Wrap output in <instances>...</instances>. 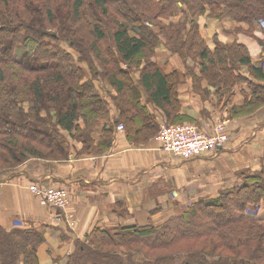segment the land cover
<instances>
[{"label":"trees","instance_id":"16d2710c","mask_svg":"<svg viewBox=\"0 0 264 264\" xmlns=\"http://www.w3.org/2000/svg\"><path fill=\"white\" fill-rule=\"evenodd\" d=\"M183 2L193 4L194 15L217 9L219 16L226 13L249 26H235L238 37L231 43L214 38L211 50L195 19L173 21ZM262 18L264 0H0V171L29 158H68L64 131L71 137L85 134L91 141L85 151L98 154L109 148L113 127L103 121L105 101L77 65L81 60L93 64L91 52L105 65L93 76L106 78L116 90L119 122H125L133 143L143 145L159 128L141 89L166 123L190 119L181 110L178 73L168 74L149 60L141 65L144 53L160 43L155 28L165 32L173 52L196 55L201 74L194 75L195 89L209 94L200 86L205 79L222 96L240 80L238 63L251 67L247 37ZM63 40L79 52L78 58ZM134 62L141 65L138 81L131 69L121 67ZM253 70L264 78L261 67ZM262 103L264 95L249 96L232 113L251 114ZM94 131L101 135L98 143L90 136ZM241 178L240 184L192 201L182 215L161 224L95 226L85 240L74 242L64 264H264V217L248 213L249 205L264 202V166ZM45 240L42 229L0 227V264H39Z\"/></svg>","mask_w":264,"mask_h":264},{"label":"crops","instance_id":"0c3cea01","mask_svg":"<svg viewBox=\"0 0 264 264\" xmlns=\"http://www.w3.org/2000/svg\"><path fill=\"white\" fill-rule=\"evenodd\" d=\"M212 25L203 28V34L211 38L210 42L214 36L225 44L237 39L236 33H228L230 25ZM247 38L250 40L246 45L252 59L251 67L238 63V68L244 75L253 77L257 84L264 85V78L253 70L255 66L263 67L264 71V57L258 49L257 53L251 49L255 39L249 35ZM189 65L188 61L173 58L165 68L166 73L176 71L181 78L178 98L182 113H200L210 120L224 121L231 135L225 146L184 160L161 149L156 136L147 144L133 143L125 131L117 129L121 123L118 119L120 110L114 100L117 92L106 85V90L97 89L106 104L103 121L113 127L108 149L98 154L82 152V144L75 139L66 159L30 158L11 174L3 173L0 178V225L6 229L44 230L46 240L39 248V264H64L74 242L85 240V235L95 226L116 229L125 224L149 221L161 224L172 216L182 215L192 201L215 197L222 189L240 184L242 176L238 173L248 171L251 157L261 152L251 148L250 142L255 140L264 145V105L250 115L231 116L232 107L242 105L249 97L247 94L251 96L250 86L243 89L235 84L219 96L215 87L208 86L203 79L200 86L209 89V94L205 95L195 89L194 77L185 67ZM138 78L139 74L135 81ZM140 93L145 97L143 89ZM143 104L151 114L158 115L159 122L162 121L161 109L146 100ZM64 134L70 142L73 137L67 131ZM90 136L95 143L101 140L98 131ZM223 161L230 166L235 163L238 176L226 175ZM34 183L66 189L71 200L68 209L75 214V226L70 227L64 218L57 219L64 214L60 209L40 203L39 197L29 189ZM250 209L255 211L253 205H249L248 211Z\"/></svg>","mask_w":264,"mask_h":264},{"label":"rangeland","instance_id":"374dc122","mask_svg":"<svg viewBox=\"0 0 264 264\" xmlns=\"http://www.w3.org/2000/svg\"><path fill=\"white\" fill-rule=\"evenodd\" d=\"M179 6H182V7L179 9V12L176 14V16L174 17L173 21L175 23H177L179 21H184L185 19H187L188 21H190L192 19H195L200 24V27H199L200 28V33L202 34L203 38H205V43L207 44V47L210 48L211 50L214 49L215 44H214L213 40L210 42L211 38L208 39L203 34L204 26H206L205 28L207 29L209 24H210V26L213 24L212 26H215V27H216V25L219 26V27L220 26H225L226 27V26L230 25L228 27L229 28V30H228L229 34H231V32H234L233 29H235L234 28L235 26H242V25L249 26V24H247V23H238L237 21H235L233 19V17H231L230 15H228L226 13L221 14L219 16V11L217 9L216 10H214V9L212 10L211 8H207L206 14L203 15V16L202 15L199 16L198 14H195V15L192 14V12H195V9H196L193 6L192 3L183 2L182 4H179ZM57 16H59V15H57ZM166 23L167 24L170 23L169 19L166 21ZM190 27H191V24L188 23L187 27L184 28L183 32H186ZM253 27L254 28H253V32H252V37L255 40H253L254 44L251 45V49L254 48V51H256V53H257V49H258L260 51V55H262L261 57H264V18L261 19V22L259 24L253 25ZM51 28H54V27H51ZM155 30H156L157 34L159 35V37L161 39L160 43L159 44H153L152 50L151 49L147 50L144 53V55H143L144 57H143V60H142L143 62H142L141 65L144 64V61H148L149 60V61L154 62L157 65H159L165 71V68L168 66V61L169 60H171L173 58L174 59L175 58L176 59H182L183 61H188L190 63L189 66H185L187 68V72L189 74H192L193 77H194V75H198L199 76L201 74V70H200V66H199L198 61H196L197 59L194 58V57H196V55H193L191 53H186L185 56H181L179 53L173 52L169 48V46L166 44L165 34H164L165 32L161 28H159V29L155 28ZM225 31H226V29L224 30V32ZM256 32H258L259 35H257ZM232 35H235V32ZM214 38L217 39L218 42H222L223 41L221 38H219L217 36H214ZM61 43L76 58H78V56H80L79 52L75 48H73L71 45H69L68 41L63 40ZM100 45H101L102 48H104L106 44H105V42L100 41ZM84 47H87L89 49L91 48L89 43H86V42L84 43ZM17 52H18L19 57H21V55L23 54V51L18 50ZM90 56H91V59L93 61V64H91L87 60H81V61H77V65L80 66L84 70V72L86 73V77L87 78L92 79L96 89L98 88V89H101V90H106L108 87L111 86L107 82L108 80L106 78H103L101 75H98V76L94 77L95 74L93 72V70H96V69H98V71H102V68H104L105 65L99 59H97L95 57L94 53L91 52ZM141 65L137 68V65L134 62L130 66H128L126 64H122L121 67H123L126 70L131 69V74L135 78V76H137L140 73L139 68L141 67ZM261 65H262V63H261ZM235 73H236V75H239V77H240L239 82H237L236 84L240 85L243 89L245 87L250 86L251 97L252 96L255 97V95H259V96L260 95L261 96L264 95V85H262L260 83L257 84L256 80L253 77L244 75V73H242L241 69H239L238 66L235 67ZM137 80L138 79H136V81ZM248 82H249V84H248ZM180 83L181 82L179 81L178 85H177V88L179 87ZM106 85H108L107 88H106ZM144 95H145V97L142 94L143 100H146L147 99V95L146 94H144ZM247 96H250V95L247 94ZM263 105L264 104L262 103V105H260L259 107H261ZM258 108H256V110ZM236 115L237 114L233 115L232 109H231V116L234 117ZM248 115H250V114H248ZM153 116H154V114H153ZM155 116H154V120L157 123V126H158V128L160 130L161 126L164 123H166L165 116H164V114H162L163 119L161 118L162 119L161 122H159V120H158V115H155ZM188 116L190 117V119H184L183 121H181L179 123H189V122L190 123H196V124L200 125L201 127H206L208 129H212V127L215 124H217L219 122H224L221 119L220 120H210L211 118L210 119L209 118H205L204 116L200 115V113L199 114H195V115L188 114ZM121 124L124 125V129L122 131H125L127 133V131H126L127 127H126L125 122L121 121ZM75 139L82 144V147H81L82 152L86 150V146H88L89 143L91 142V141L88 140V137H86V135L83 134L82 132L77 133L76 135H74L73 138L71 139V141L69 142V144L71 145L72 140H75ZM82 141L84 142V144L82 143ZM250 145H251L250 146L251 148L256 149V150L259 149L261 152L259 154H255V157H251V159H250V163H251L250 169L248 168L249 170L245 169V170H248V171H242V172L238 173L239 177L240 176H245V175H248V174H254V173H256V171L260 170L264 166V163L260 164L261 162L264 161V145H259V142L255 141V140H252L250 142ZM91 148H92V145H91ZM251 161H253V164H252ZM254 161H256V162H254ZM223 164H224L223 165V169H225L226 175L238 176L237 172H236L237 171L236 170L237 165L235 163H234V165L230 166L225 161H223ZM14 170H16V167L8 169V170H6V172H5V170H3V172L1 170L0 171V178L1 179L3 178V173H5V175H9ZM240 179L242 180L241 177H240ZM235 181L237 182L236 179H235ZM29 189H30V185H29ZM251 205H253V209L255 211L250 209V211H248L249 214L254 215L253 217H256V216H263L264 217V202L263 203H259V204H251ZM0 227L2 228L3 226L0 225ZM4 228H5V226H4Z\"/></svg>","mask_w":264,"mask_h":264},{"label":"built area","instance_id":"2783aa9c","mask_svg":"<svg viewBox=\"0 0 264 264\" xmlns=\"http://www.w3.org/2000/svg\"><path fill=\"white\" fill-rule=\"evenodd\" d=\"M117 129L122 131L124 125L119 123ZM230 138L231 135L225 122L215 124L212 129L190 122L164 123L156 135V140L159 142L161 149L184 160L216 151L225 146L230 141ZM30 190L39 197L42 205L55 207L60 209L62 214L64 213L58 216L57 219L64 218V221L70 227L75 226V214L68 209L71 205V200L66 189L34 183L30 185Z\"/></svg>","mask_w":264,"mask_h":264}]
</instances>
